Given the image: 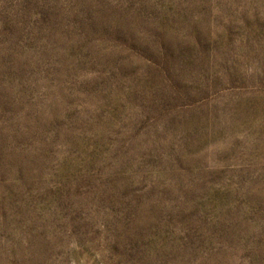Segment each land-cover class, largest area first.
Segmentation results:
<instances>
[{
  "label": "rangeland",
  "instance_id": "374dc122",
  "mask_svg": "<svg viewBox=\"0 0 264 264\" xmlns=\"http://www.w3.org/2000/svg\"><path fill=\"white\" fill-rule=\"evenodd\" d=\"M0 264H264V0H0Z\"/></svg>",
  "mask_w": 264,
  "mask_h": 264
}]
</instances>
